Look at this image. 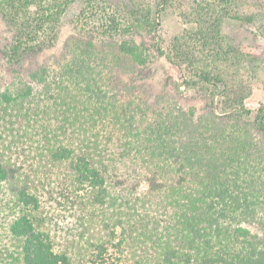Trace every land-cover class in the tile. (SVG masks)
<instances>
[{
	"label": "trees",
	"instance_id": "1",
	"mask_svg": "<svg viewBox=\"0 0 264 264\" xmlns=\"http://www.w3.org/2000/svg\"><path fill=\"white\" fill-rule=\"evenodd\" d=\"M171 2L0 0V264H264V99L223 33L264 15L200 0L168 52ZM158 57L178 73L154 94Z\"/></svg>",
	"mask_w": 264,
	"mask_h": 264
},
{
	"label": "rangeland",
	"instance_id": "2",
	"mask_svg": "<svg viewBox=\"0 0 264 264\" xmlns=\"http://www.w3.org/2000/svg\"><path fill=\"white\" fill-rule=\"evenodd\" d=\"M128 0H108L111 10L122 7ZM200 0H172L171 5L162 14L161 28L162 38L166 51L170 52L172 44L177 36L194 27L193 24L186 21L187 15L193 11ZM243 12L246 15L263 14L264 0H246ZM81 6H72L63 19V28L58 47L49 52L47 56L40 59V63L47 61L50 56L57 55L64 47L66 41L79 34L82 23L80 16ZM261 22L256 20V24H247L233 19H227L223 25V33L226 40L237 48L243 50L246 54L252 56V63L248 69L244 70L245 78L253 88V95L247 102V106L252 110H257L259 103L264 99V33L260 30ZM0 40H4L8 35L6 28L1 23ZM0 48V72L7 82H13L18 79L16 72L9 71L2 65L4 62L3 52ZM2 64V65H1ZM154 78L151 81V88L154 94L162 91L166 71L173 77L177 76V69L172 66L165 58L158 57L155 59L153 66ZM183 104L186 107L201 108L202 104L198 101L196 95L189 92L185 95Z\"/></svg>",
	"mask_w": 264,
	"mask_h": 264
}]
</instances>
